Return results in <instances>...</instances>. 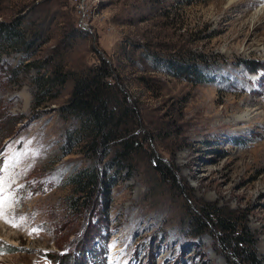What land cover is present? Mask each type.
<instances>
[{"label": "rangeland", "instance_id": "obj_1", "mask_svg": "<svg viewBox=\"0 0 264 264\" xmlns=\"http://www.w3.org/2000/svg\"><path fill=\"white\" fill-rule=\"evenodd\" d=\"M0 21L30 41L0 44V264H264V0H0ZM102 58L141 145L131 168L104 158L89 208L71 177L92 159L61 106ZM59 65L69 79L35 104ZM208 206L248 252L197 217Z\"/></svg>", "mask_w": 264, "mask_h": 264}, {"label": "trees", "instance_id": "obj_2", "mask_svg": "<svg viewBox=\"0 0 264 264\" xmlns=\"http://www.w3.org/2000/svg\"><path fill=\"white\" fill-rule=\"evenodd\" d=\"M6 42L26 47L30 44L25 33L17 25L0 21V44ZM169 62L176 75L201 80L200 67L197 64L175 58H171ZM114 75L109 61L102 58L101 62L91 67L87 74L74 78L72 91L61 106L62 112L74 119L75 127L69 135L70 147L77 143L82 144L83 147H87L92 159L91 164L82 167L71 177L75 190L80 193L73 199V203L83 198L82 205L89 208L97 203L96 198L103 185L106 174L102 169L104 158L109 155L107 163L117 166L118 171L131 168L133 153L141 145L134 127L137 108L127 102L125 94L112 80ZM69 77V72L65 71L62 65L51 67L47 74L39 76L36 81L40 90L36 94L35 104L42 103L45 94L57 95L60 86L64 85ZM123 94L125 101L121 99ZM211 207H199L201 214L197 217L202 220V217L207 216L211 220L210 214L215 215L212 223L224 233L225 240L228 243L233 240L240 254L248 252V235L238 231L230 218L216 214ZM250 262L258 264L253 259Z\"/></svg>", "mask_w": 264, "mask_h": 264}, {"label": "bare ground", "instance_id": "obj_3", "mask_svg": "<svg viewBox=\"0 0 264 264\" xmlns=\"http://www.w3.org/2000/svg\"><path fill=\"white\" fill-rule=\"evenodd\" d=\"M242 116H239L238 118H241ZM244 117V116H243ZM9 180V179H8ZM10 183H6L4 182L3 184L0 185V195L3 194L6 190L9 189L10 187ZM3 199V200H6L4 198H0V200ZM8 202V201H7ZM5 203V202H4ZM4 203H1L2 205H0V216H2L3 214H5V212L8 210L6 206H4ZM8 204V203H7ZM10 207V206H9Z\"/></svg>", "mask_w": 264, "mask_h": 264}]
</instances>
